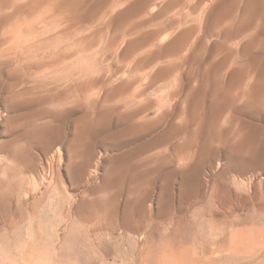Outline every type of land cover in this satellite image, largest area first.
Returning a JSON list of instances; mask_svg holds the SVG:
<instances>
[{
    "label": "rangeland",
    "instance_id": "obj_1",
    "mask_svg": "<svg viewBox=\"0 0 264 264\" xmlns=\"http://www.w3.org/2000/svg\"><path fill=\"white\" fill-rule=\"evenodd\" d=\"M251 231L264 0H0V264H264Z\"/></svg>",
    "mask_w": 264,
    "mask_h": 264
},
{
    "label": "bare ground",
    "instance_id": "obj_2",
    "mask_svg": "<svg viewBox=\"0 0 264 264\" xmlns=\"http://www.w3.org/2000/svg\"><path fill=\"white\" fill-rule=\"evenodd\" d=\"M172 1V0H171ZM177 1V0H176ZM175 2V1H174ZM86 3V2H85ZM142 3V2H141ZM170 4V3H169ZM172 4H174V3H172ZM171 4V5H172ZM133 7V6H132ZM170 7V6H169ZM142 8V7H141ZM139 9V8H138ZM120 17V16H119ZM119 20V19H118ZM123 21V20H122ZM151 23V22H150ZM146 27V26H145ZM216 29V28H215ZM187 30H189V29H187ZM187 32V31H186ZM189 32V31H188ZM192 32V31H191ZM191 32H189V33H191ZM185 33V32H184ZM154 34V33H153ZM182 34V33H181ZM182 36V35H181ZM147 37V36H146ZM189 37V36H188ZM183 39H184V37H182ZM181 38V39H182ZM186 39V38H185ZM178 40V39H177ZM178 44V43H177ZM144 45V44H143ZM192 46V45H191ZM173 48V47H172ZM193 73V72H192ZM188 89V88H187ZM196 113H197V111H196ZM236 130V129H235ZM219 132V131H218ZM216 137V136H215ZM250 147V146H249ZM215 149H217V148H215ZM219 150V149H218ZM229 151V150H228ZM242 156H244V155H242ZM227 157V156H226ZM230 157V156H229ZM236 163V162H235ZM239 173V172H238ZM197 193V192H196ZM219 195V194H218ZM251 195V194H250ZM241 200H243V199H241ZM235 206V205H234ZM230 211V210H229ZM244 232V231H243ZM237 233H239V232H237ZM235 234V233H234ZM244 236H245V234L244 233H242ZM242 243L244 242V244L245 243H247V244H249V245H255L256 247H264V233H258V232H253V231H251V232H248L247 233V237H243V239H242V241H241ZM253 250V249H252ZM261 252V251H260ZM259 253V252H258ZM260 254V253H259ZM258 255V254H257ZM263 259V258H262Z\"/></svg>",
    "mask_w": 264,
    "mask_h": 264
},
{
    "label": "built area",
    "instance_id": "obj_3",
    "mask_svg": "<svg viewBox=\"0 0 264 264\" xmlns=\"http://www.w3.org/2000/svg\"><path fill=\"white\" fill-rule=\"evenodd\" d=\"M98 264H104V263H98Z\"/></svg>",
    "mask_w": 264,
    "mask_h": 264
}]
</instances>
